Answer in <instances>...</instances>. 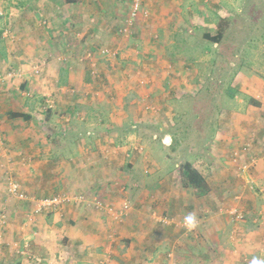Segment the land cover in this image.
I'll use <instances>...</instances> for the list:
<instances>
[{
  "label": "rangeland",
  "instance_id": "rangeland-1",
  "mask_svg": "<svg viewBox=\"0 0 264 264\" xmlns=\"http://www.w3.org/2000/svg\"><path fill=\"white\" fill-rule=\"evenodd\" d=\"M81 1L84 3L77 2L78 5L72 12L70 10L71 5H74L73 0H47L45 3H37L38 8L41 5L43 8L40 9L47 11L41 14L43 17L40 18L38 26L34 25L36 32L28 35L24 14L27 7H20L19 0H0V55H3L0 56V143L9 139L5 123L10 122L7 120H13L12 124L18 121L23 124L9 130L27 132L32 137L38 135L37 138H40L43 133L49 132L48 136L52 137L58 131L57 128L62 122L57 125L60 122L55 121L57 117L63 118L64 125L68 121L77 123L82 118L85 121L92 120L96 126L105 122V116L109 117L112 111H116L121 117L117 114L104 123L113 130L112 136L100 147H115L123 151L124 156L118 157L119 154L116 153L111 155L113 160L118 159L116 171L120 175L111 169L112 172L107 176L109 181L106 178L96 179L97 186L89 194L71 195L70 206H84L104 214L111 223L126 222L127 214L120 215L119 205H114V201H103L100 190L113 186L122 190L123 196L127 191L129 199L121 196V204L126 200L132 207L135 196L129 195L128 190L137 185L132 179L141 170L148 175V166L145 169L143 167L155 160L153 164L159 172L161 170L158 177L170 175L171 180V177L180 175V178L175 177L167 184L175 190L165 192L161 199L166 201L167 197H171L175 201V197L182 198L175 193L183 190L189 200V204L186 202V207L177 218L167 215L164 217L154 210L151 211L155 214V220L164 225L174 222L173 225L182 227L183 216L194 212L200 221L199 229L204 227L209 217L222 214L226 220L229 217L244 225L249 223L252 239L264 246V0H121V3L112 8L119 10V26L126 24L129 19L131 27L126 34H118L119 28H113L116 36L113 45H100L102 35L95 33L106 23L105 18L99 11L98 16L91 12L96 11L95 6L84 5L92 0ZM31 9L28 12H32ZM69 12L73 15L78 12L85 16L80 18L77 26H73L74 21L68 17ZM221 17L229 23L223 40L219 44L207 43L202 34L214 35L215 22ZM57 21H64L63 31H59ZM22 40L31 42L28 54L33 48L35 52L28 55L30 59L23 70L15 71L9 63V57L15 55L11 61L23 64L24 52L17 49L22 45ZM94 45L99 47L96 55L92 52L97 48ZM88 77L91 79L89 87L92 89L79 91L78 81L81 78L86 81ZM24 81L29 86L23 89L20 84ZM56 91L68 96V100L63 96V101L74 103L84 117H78L76 113L73 116L69 110L64 116L56 104ZM77 91L81 98L72 100L70 96ZM43 93L50 94L45 101H41V97H45ZM114 95H125L127 98L123 104L118 100L113 103ZM93 99L98 104H85ZM67 105L68 103L65 104ZM30 107L36 118L34 121L38 123L48 115L45 114L47 111L52 110L50 120L44 121L50 123L53 119L55 126L47 130H34L33 127H37L36 122L26 121L25 124V120L11 119L10 113H7V109L22 112L28 111ZM83 107H87L91 114L84 111ZM117 118L121 124H116ZM135 121L138 123L135 124ZM195 124L211 125L214 127L212 135L207 138L208 130L193 132L190 128ZM98 128L101 129V126ZM80 131L84 133V128L80 127ZM97 131L100 130H95L94 134L92 132V148L98 150L97 144L101 138L97 136ZM217 135L228 144L222 158L211 154ZM207 141L212 144L210 151L206 147L209 144ZM171 143H174L175 149L169 152ZM234 143L237 144L232 146ZM247 144L248 147L245 146ZM139 146L142 147L140 152L133 149ZM72 149L67 148L68 151ZM97 150H94L92 158L100 166L102 162L96 155ZM234 152L240 153L237 162L233 161ZM18 158L19 160L12 156L10 159L14 165L18 162L15 167L10 165L0 168L1 188L10 198H13L7 193L10 182L19 184L23 193L29 196L24 191L25 183L22 179L31 177L38 181L35 176L24 174V166L29 164L26 161L28 158L22 154ZM185 162L191 163L204 176L209 177V187L213 191L215 187L216 190H223L224 199L217 200L216 206L214 202L208 201L206 211L196 208L199 203L196 201L201 198L192 199L193 194L184 185L179 172ZM129 165L132 166V172H125L124 176L130 179L131 184L123 183L124 180L119 177ZM16 167L19 169L14 172ZM213 173L214 178L211 176ZM141 186L143 190H147L146 184L142 183ZM150 190L146 194L148 204L144 208L148 215L150 197H155ZM107 205L109 208L104 211ZM110 207L116 212L109 213ZM58 211L59 214L62 213V209ZM21 250L22 248L17 249L16 255L26 256V252L21 255ZM252 251V258L264 260V247L262 253L256 250L262 257L257 256L255 250ZM249 262L250 260L244 264Z\"/></svg>",
  "mask_w": 264,
  "mask_h": 264
},
{
  "label": "crops",
  "instance_id": "crops-1",
  "mask_svg": "<svg viewBox=\"0 0 264 264\" xmlns=\"http://www.w3.org/2000/svg\"><path fill=\"white\" fill-rule=\"evenodd\" d=\"M46 1L47 0L41 2L40 0H19L18 4L20 7H27L26 11H24L26 18L25 23L27 26L23 27H25L28 35L36 32L35 28H33L34 25L38 26L37 24L40 18L43 17L41 14H45L47 11V9H40L43 8L41 5L40 8H38L39 5H37V3L40 2L41 4ZM73 2L74 5H71L70 12L78 5L77 2L81 4L84 3L81 0H73ZM110 3L114 4L111 5ZM118 3H121V0H107L106 2L92 0L84 4L87 6H95L96 11L94 10L91 12L98 16L97 11H99V14L105 18L106 23L95 33L102 35V39L99 42L100 45L114 44L116 36L113 34V28L119 26V10L112 7H115L114 5ZM30 8H32V12H28ZM70 12L68 13V17L74 21L73 26H77L80 18H83L85 15H79L78 12H75L73 15ZM57 22L59 31H63L64 21ZM30 45V41L22 40L20 48L19 46L17 47L19 51L24 52L22 53L24 54V59H22L23 64L15 60L11 61L15 55L9 57V63L13 65L15 71H21L24 69L25 65H28V59H30L28 55L34 54L35 52L33 48V51L28 54ZM94 47L98 46L94 45ZM0 56L3 57V55ZM85 77H87V75H85ZM86 79V81L83 80V78H81V80L79 79V91L85 90V88L92 89L89 87L91 79L89 77ZM54 82H57V85L61 86L57 79H54ZM28 86L29 83L27 81L20 84V88L23 89ZM20 88L18 87L17 90ZM87 93L88 92H86V94ZM43 95L45 97H41V101H45V98L50 97L49 93H43ZM54 96L55 99L57 98L56 104L60 107L62 110L61 113L64 114V116L67 110H69L72 115L76 113L78 117H84V114L80 113L79 109H76L74 103L63 101V96H65L67 100L69 99L63 92L56 91ZM76 97L81 98L78 91L70 96L72 100ZM114 98L115 100L113 99V103L118 100L123 104L127 97L125 95H114ZM67 103L68 105L65 106ZM85 104L95 106L98 103L93 99L92 102ZM83 110L91 114L87 107H83ZM51 111L45 113L48 115L45 116L44 119L50 120L49 116ZM12 112L13 110L7 109L8 114ZM17 112L21 111L19 110ZM22 112L29 117L27 119L28 123L36 122L34 121L36 118L34 113L31 112V107L28 111L23 110ZM117 114L118 117H121L120 113L112 111L111 117L105 116L103 119H105L106 122L110 118L116 117ZM85 115L87 116L86 112ZM44 119L39 123L36 122L37 127L34 126V130H43V128L47 130L51 126H55V124L52 123L53 119L50 123L45 122ZM80 119L81 120L77 121V123L69 122L66 119L68 123L66 122L64 125L63 118L59 119L57 117L55 121H60L57 125H60L62 122L57 128L58 131H56L52 137L48 136L47 133L49 132L43 133V136L40 135V138H37L38 135L32 137V135H29L27 132L9 130L15 129L16 126L21 127L23 124L19 121L18 123L14 122L15 124H12L11 122L13 120H7L10 122L5 123L6 128H8L6 133L9 139L4 141L6 144L0 143V168L1 166L10 167V165L15 167L18 162L14 165L13 162L10 161L12 156L17 160H19V154L27 157L28 159H26V161L29 164L24 166V174L35 176L38 181L32 180L31 177H24L22 182L25 183L24 191L34 200L53 197L55 195L71 196L73 194L80 195L81 193L89 194L94 190L95 186H97V180L104 178L108 181L110 180L107 176L112 172L111 169H114V173L120 175L117 172L118 170L116 171V167H118L116 160L118 159L113 160L111 155L116 153L119 154L118 157L121 155L124 156L122 153L123 151L115 147L111 149L100 147V145L107 142V138L112 136L113 129L111 126L104 124L105 122L95 126L92 120L85 121V119ZM115 121L117 125L121 124L118 118ZM27 122L25 121V124ZM137 123L138 122L135 121V124ZM99 126H101V129L98 128ZM80 127L84 128V133H81ZM190 129L198 133L208 130V138V136L212 135L214 127L211 125L195 124ZM95 130H100L97 131V136L101 138V141L97 144L99 146L98 150L95 147L92 148V145H94V138H92V135ZM217 136L218 138L213 141L214 149L211 154L214 157L220 158L225 150V146L228 144L226 145L225 141H221L219 135ZM208 143L206 147L210 151L212 144H210V142ZM235 144L237 143H234L232 146H235ZM67 148L73 149L68 151ZM192 148L193 145L191 144V149ZM94 150H97L98 153L95 154L101 159L102 163H100V166H98V162L92 158L95 152ZM250 155L252 156L251 152ZM31 158H33V160ZM124 159L126 158L124 157ZM153 162H155V160ZM153 162L151 161L150 164H146L145 167H143V169H145L148 166V175L142 173L141 170L138 176L132 179V182L135 181L137 185H134L133 189L130 190L132 192L129 190L128 192L129 195L135 196V200L132 202L133 206L131 204L132 207L127 215V221L122 224L111 223L109 218L104 214L102 215L84 206H80L79 208L70 206V203L58 209L48 208L43 209L40 213L33 214L36 206L34 202L19 201L8 197L0 184V216H6H4L6 224L0 226V233L3 237V241L0 244V264H244V262L251 261L252 256H254L252 250L256 251L258 249L260 252L262 251L264 246H261L259 243L257 244L255 239H252V236L249 234L251 233L248 226L249 223L244 225L240 222L232 221V219L227 216L226 220L222 214L215 215L213 218H211L212 216L209 217L204 227L201 226L199 229L197 228L195 232H186V230L178 224L173 225L174 222L164 225L161 221L155 220L153 218L155 214L151 211L154 210L159 213L158 215L164 217L167 215V217L174 216L177 218L181 210H184L186 207V202L189 204V200L186 199L187 196H185L186 193H184L183 190L181 193H175L179 197H182H175V201L171 197H167L166 201L161 199L163 197H161V195L165 192L175 190V188L172 189L167 184L175 177L180 178V175L178 174L171 177V180L169 178L170 175H168V177L165 175H162L163 177H158V174H161V170L159 172L157 166L154 165ZM164 163H166V160H164ZM89 166H92V168ZM88 167L91 170L90 172ZM128 167L126 171L121 172V176L119 177L122 181L124 180L123 183L131 184L130 179L128 180L124 176L126 174L125 172H132V166L129 165ZM18 169L19 167H16L14 172ZM197 170L200 172L199 169ZM106 172L109 174H104ZM153 173L156 175H153ZM200 174L205 179L209 192L205 196L199 197L201 199H196V202H199L196 208L206 211L208 206L207 202H214L216 206L217 200L224 199V193L222 189L216 190V187L214 189V191H216L214 192L209 187V177L204 176L202 172H200ZM211 176L214 178L215 173ZM0 177H2L1 171ZM142 183L146 184L147 190H143L141 186ZM218 185L222 184L218 183ZM237 187L239 186L237 185ZM148 190L155 195L154 198L150 197L151 205L149 206V215L148 212L144 210L148 204L146 200ZM101 191L102 200L106 202L114 201V205H119L118 208H120L122 200L120 197L128 198L127 191V195L124 194L123 196V191L113 186L103 187L100 192ZM191 197L193 199L195 195L193 194ZM172 202H174L173 206L171 204ZM60 209H62L61 214H59L58 211ZM164 210H166V212ZM29 217L31 218L30 220H28ZM242 223H244V221H242ZM223 233H226V235L224 236ZM249 241L251 242L247 243ZM25 244L29 245L26 250V256L20 257L16 255V250L19 248L23 249ZM17 253H19V251H17ZM256 255L261 256L257 251Z\"/></svg>",
  "mask_w": 264,
  "mask_h": 264
},
{
  "label": "trees",
  "instance_id": "trees-1",
  "mask_svg": "<svg viewBox=\"0 0 264 264\" xmlns=\"http://www.w3.org/2000/svg\"><path fill=\"white\" fill-rule=\"evenodd\" d=\"M228 21L224 18H218L215 22V33L214 35H211L209 33H203L202 34V38L204 41H206L207 43H211V44H219L225 34L226 31L228 29ZM123 27V23L121 26H118V28H122ZM94 47V46H93ZM98 48L97 47L95 49V51H92L94 53V55L98 54ZM90 52V51H89ZM230 92V90L228 91V93ZM10 118L11 119H23L25 121H27V119L29 118L26 114L22 113V112H12L10 113ZM169 152L174 151L175 149V145L174 143H171V145L168 147ZM170 154V153H169ZM179 172L181 173L182 176V180L184 182V185L189 188L192 193L195 195V197H202L205 196L208 192H209V188L208 185L205 181V179L202 177V175L200 174V172L189 162H185L183 163V165L179 168Z\"/></svg>",
  "mask_w": 264,
  "mask_h": 264
},
{
  "label": "built area",
  "instance_id": "built-area-1",
  "mask_svg": "<svg viewBox=\"0 0 264 264\" xmlns=\"http://www.w3.org/2000/svg\"><path fill=\"white\" fill-rule=\"evenodd\" d=\"M133 15V14H131ZM131 27V22L129 21V19L126 21V24H123V27L120 28L118 30V34H126L128 29ZM88 58H90V55L88 54L87 55ZM153 109V108H152ZM246 147H248V144L245 145ZM134 150H138L139 152L141 151L142 147H133ZM239 152H234L233 153V157H234V162H237V158H239ZM7 193L13 197V198H16L17 200H20V201H31V202H34L35 203V209L33 211V214H37V213H40L43 209H48V208H54V209H58V208H61L62 206L66 205L67 203L71 202L70 199L71 197L68 196V195H55V197H51V198H46V199H40V200H37V199H33L32 197L30 196H27L26 194L23 193V191L21 190L20 188V185L15 183V182H10L8 184V187H7ZM81 197H79L80 199ZM82 199V198H81ZM108 206V205H107ZM105 207L103 210L105 211L108 207ZM97 208V207H96ZM130 203L126 200H124L121 204V207H120V215L122 213H126L128 215L129 211H130ZM103 210H100L102 212H104ZM108 212H116V210L112 209L110 207V209H108ZM105 213V212H104ZM239 217V216H237ZM31 218L29 217L28 220H30ZM6 224V219L4 216H0V226H4ZM1 236L2 234H0V244L2 243L1 241ZM29 245L28 244H25L23 246V249L20 251L21 255H25V252L26 250L28 249Z\"/></svg>",
  "mask_w": 264,
  "mask_h": 264
},
{
  "label": "clouds",
  "instance_id": "clouds-1",
  "mask_svg": "<svg viewBox=\"0 0 264 264\" xmlns=\"http://www.w3.org/2000/svg\"><path fill=\"white\" fill-rule=\"evenodd\" d=\"M199 218L194 212H189L186 213L181 221L182 227L187 231V232H192L196 230L199 227ZM249 264H264V260L253 257Z\"/></svg>",
  "mask_w": 264,
  "mask_h": 264
}]
</instances>
